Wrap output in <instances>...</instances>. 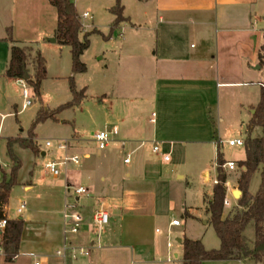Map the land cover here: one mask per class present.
Returning a JSON list of instances; mask_svg holds the SVG:
<instances>
[{
  "label": "crops",
  "instance_id": "0c3cea01",
  "mask_svg": "<svg viewBox=\"0 0 264 264\" xmlns=\"http://www.w3.org/2000/svg\"><path fill=\"white\" fill-rule=\"evenodd\" d=\"M74 2L80 17L85 12L89 13L90 9H101L109 14L110 21L114 23L116 16L110 12L115 5L112 0L92 3L83 13L79 11L77 0ZM22 3L26 5V10L18 20L8 9L4 10L6 16L0 15V135L4 129L3 118L19 113L14 94L18 87L22 93L19 79L6 76L11 47H33L35 51L42 53L46 48L60 49L65 46L59 44L55 37L58 13L49 0H22ZM122 4L126 21L118 25L122 27L120 36L123 38L119 44L118 58L130 64L128 71H132V78L137 77L135 71L142 73L143 81L138 85H135L136 82L129 84L128 93L131 94V86L132 89L140 87L139 92L146 97L144 104H151L153 107L150 126H144L139 120L142 106L133 98L125 99L124 102H128L136 122L126 129L119 124L121 133L117 141L106 150L134 151L130 163L124 162L125 153L116 164L113 157L102 153L101 159H93V150L98 147L92 139L88 143L72 144L68 153L80 155L81 163L73 171H67L60 185L64 184L65 190L68 186L87 188L88 195L80 196L82 205L78 208L83 217V230L71 237L65 233L70 221L64 216L65 208H59L54 202V195L50 193L51 198L46 202L50 208V216L47 218L43 217L41 220L30 215L26 218L22 214L26 206L21 213L17 212L20 215L18 217L24 220V227L19 254L15 259L20 254H25L35 259L42 257L41 264H65L64 259L55 255L56 249L66 242L74 246L91 245L95 238L93 215L98 208L104 207L109 211L110 223L100 238L101 247L92 248L88 263L117 264L119 258L123 257L129 264H139L144 260L153 264L164 253V247L159 241L153 242L146 252L141 248L137 250L129 242L121 251L118 249L121 247L118 241L126 235L142 241L146 233L145 224H153L162 214L175 210L174 200L165 194L171 175L160 169L159 161H171L174 143L206 144L213 148L217 157V141L223 140L219 147L223 155V145L227 144V140H245L247 137L252 108L258 105L261 88L264 86V67L259 63L260 47L264 44V0H122ZM89 17L90 13L86 18ZM87 27H94L99 33L106 35L97 26ZM87 29H82L81 38L90 33ZM35 34L38 38H35ZM40 37L42 40H37ZM250 85L256 86L257 97L248 100L243 95V90ZM103 95L106 96L107 93ZM28 107L24 108L22 105L21 110ZM244 111L249 112V117L243 136L240 131L243 122L240 121ZM235 122L240 126L237 127V135L232 134ZM110 125L111 122L105 123V127ZM262 134L260 126H256L251 133L252 137H261ZM10 137L16 136H9L7 139ZM119 140L127 141L125 149L120 147ZM154 141L161 143L162 151L170 154L169 161L152 151ZM142 143L144 144L141 146ZM241 147L243 157L240 160L224 159L238 164L237 168L226 171L228 204L224 206V218L244 209L239 204L242 196L239 189L242 168L239 162L245 160L246 151L245 146ZM41 154L45 156V151H41ZM134 154L137 156L134 157ZM103 168H107V171ZM214 170V177L209 168L201 170L203 185L209 187V190L203 192L202 205L183 206L187 222L197 220L204 225L211 224L208 199L213 194L217 178L216 164ZM177 178L183 180L185 176L177 174ZM260 184L261 175L257 172L251 179L249 192L255 195ZM33 187L31 182L24 185L26 191ZM238 190L241 193H237ZM234 193L238 194V198ZM109 195L114 196L117 203L113 204ZM66 204L67 201L65 207ZM8 209L9 203L5 210L7 216L14 219L8 215ZM39 212L44 213V210L40 209ZM173 220L175 219L169 221V227H174L171 225ZM181 224L180 221L178 226ZM32 226H36L37 231L32 233ZM154 231L161 232L158 228ZM29 232L33 235L31 240L28 239ZM185 236L188 237L183 234L177 238L179 244L174 253L175 260L170 252L173 243L168 237V263H181L183 245L180 239ZM188 238L203 242L201 238ZM254 240L249 243L251 246ZM29 242H34L38 247V254L25 250ZM220 244L219 239V246L213 247L219 248ZM231 261L263 264L249 257Z\"/></svg>",
  "mask_w": 264,
  "mask_h": 264
},
{
  "label": "rangeland",
  "instance_id": "374dc122",
  "mask_svg": "<svg viewBox=\"0 0 264 264\" xmlns=\"http://www.w3.org/2000/svg\"><path fill=\"white\" fill-rule=\"evenodd\" d=\"M103 1L104 0H77L78 8L81 13L87 11L92 3L100 4ZM112 1L114 4L117 3V0ZM5 9L10 10L12 15L18 20L22 12H25L26 5L22 3V0H0L1 16H6ZM110 12L112 13L111 10ZM89 13L91 14L89 18H83L81 16L83 28H88L87 31L90 32V45L81 56L82 62L87 66V71L77 74L73 73L70 46H61L60 49L54 47L51 49L46 48L41 53L46 60L47 67V77L41 85V99L35 94H32V105L27 109L21 110L24 99L18 87L14 94L19 113H14L13 115L3 118L2 127H4V129L2 135H0V181L3 179L4 172L9 174L13 166V162L7 150V137L21 136L23 138H28L30 133L33 132L34 142L39 148V153L36 155L29 148H23L19 145L14 146V152L21 161V168L17 176L18 184L13 187L9 200L8 215L11 218L20 216L17 213V208L24 201L26 202V209L22 214L26 218L30 215L34 218H40L41 220L44 219L43 217L47 218L50 216L48 212L50 208H48L46 202L51 198V194L54 195V202L59 208L64 209L66 201L67 203L75 201V196H71L67 188L65 190L64 184L60 185V183L62 179H64L67 171H73L78 165L69 164L68 166H62L59 177L51 175L45 166L49 159L63 155V153L55 147L58 140L69 139L71 144L76 142H87L91 140V134L93 132L104 129L106 122L120 124L125 129L132 127L136 120L133 117L128 102H124L125 99L131 98L142 106L139 119L141 123L144 126H150L149 119L153 111L152 105L144 104L146 97L139 92V86H136L134 89H132L131 86V94L128 93V89L130 88L129 84L132 85L136 82L135 85H138L143 81L141 77L142 73L140 71H135L137 77L135 79L132 78V71L130 73L128 71L130 64L127 63L126 60L122 58L119 60L118 58L119 44L121 40H123L120 36L122 27H114L113 23L110 21L109 14L103 12L101 9L96 11L90 9ZM87 25L97 26L98 29L106 35L93 32L95 30L94 27L90 29ZM125 33L127 37V32ZM85 35L82 37L84 38ZM37 36L38 35L35 34V38H38ZM112 36L113 38L111 39ZM40 38L37 40L41 41L42 38ZM37 52L39 51H35L33 47H28L29 58L27 62V71L31 75L30 79H35V60ZM114 52L116 54H114ZM100 57L102 59H100ZM72 76L74 77L78 90L85 88V98L82 102L79 105L67 107L56 112L55 116L57 120L47 118L36 122L37 114L42 108L48 111L56 110L61 105L73 100V94L70 88V77ZM28 86L30 87V91L34 92L31 85L28 84ZM255 87L256 86L250 85L244 88L243 95L248 100L257 97V88ZM133 90L136 93L132 92ZM105 93H107L106 96L103 95ZM213 114L217 118L214 110ZM248 117L249 112L244 111L240 121V123L243 122L240 128L243 136L245 134L244 129L248 122ZM236 124L235 122L234 127H232L234 130L232 134L234 135L238 134L239 129L237 130V127H240ZM47 140L52 141L54 146L51 148L47 147ZM93 147L95 148L96 146ZM223 149V158L226 160H240L243 157V147L241 146L232 147L224 144ZM41 151H45L47 155L42 156ZM100 153L113 157L116 164L117 162L119 163L120 157H122L125 152L123 150L94 149L93 159H101L102 156ZM80 154L82 155V153ZM135 156H137V154H134V157ZM216 158L215 151L209 145L174 143L171 161L167 163L159 161V167L162 171L171 175L170 184H167V193L165 192V194H167L170 199L174 200L176 204L175 210L162 214L153 224H145L146 233L143 235L142 241L132 236L128 237L127 235L121 238V240L118 241L121 247L118 249L123 251L126 243L129 242L128 244L131 243L137 250L141 248L146 252L153 242L159 241L162 247H164V253L159 256L161 260L159 261L157 257L153 264H170L167 262L166 244L168 237H170L173 243L170 252L173 254L174 260L176 258L174 253L178 249L177 245L179 244L177 238L183 234L191 238H201L206 248L209 247V250L217 249V247L213 246H219V238L213 225H204L197 220L187 222L184 219L183 213V206L202 205L203 192L209 190V187L203 185L201 170L206 167L209 168L211 170V176L214 177ZM103 170L106 172L107 168H103ZM177 174H183L185 178L183 180L178 179ZM27 182H31L34 186L30 191L24 189V185ZM65 191L68 193H65ZM110 197L112 199L109 200L113 204L117 203L114 196ZM78 205L79 206L75 208L77 211L78 208H81L82 202L79 201ZM40 209H43L44 213H40ZM51 209H53V207H51ZM171 219L180 220L182 222L181 226L169 227L168 223ZM32 228V233L37 231L36 226H32ZM155 228H158L161 232L155 233ZM81 230H83L82 227ZM245 235L249 243L253 242L255 237L253 223L247 226ZM69 236L71 237L72 235L69 234ZM32 237L33 235L29 232L28 239L31 240L33 239ZM181 239H183V237ZM27 245L25 250H31L38 254L39 250L34 242H29ZM87 259L88 258L82 257L78 264H89ZM41 261L42 257L38 256L37 259H35L25 254H20L18 258L13 261H6V259L0 258V264H33L35 262L41 263ZM146 261L147 260L141 261L139 264H151ZM117 264H129V262L121 257ZM203 264L241 263L227 260L205 261Z\"/></svg>",
  "mask_w": 264,
  "mask_h": 264
},
{
  "label": "trees",
  "instance_id": "16d2710c",
  "mask_svg": "<svg viewBox=\"0 0 264 264\" xmlns=\"http://www.w3.org/2000/svg\"><path fill=\"white\" fill-rule=\"evenodd\" d=\"M49 1L56 7L58 13L55 37L59 44L71 47L73 73L86 72L87 66L82 62L81 56L90 45V33L86 34L83 39L80 37L83 23L74 0ZM111 11L116 16L113 23L114 27L126 21L121 0H117ZM93 32L99 33L97 30ZM28 58V47L13 45L6 76L18 79L23 78L25 69L27 70ZM259 63L264 67V44L260 47ZM46 77V60L40 52H37L35 79H29L27 82L31 85L34 91L33 94L40 99L41 85ZM70 88L73 100L61 105L56 110L48 111L42 108L37 114L36 122L47 118L57 120L56 112L67 107L79 105L85 98V88L78 90L73 76L70 77ZM252 109L254 113L247 125V137L244 145L246 158L239 162L242 168L239 179V189L242 191V196L239 199V204L244 209L236 211L231 216L223 217L227 174L223 167L226 161L219 148L215 163L218 183L214 185L213 194L208 199V211L210 213V223L220 239V247L209 250L206 249L200 239H190L185 236L181 241L183 256L180 264H203L205 261L238 260L248 257L264 264V86L261 88V98L258 105ZM256 126H260L263 130L261 137H252L251 135ZM15 145L29 148L36 155L39 153V148L34 142L33 132L30 133L28 138L16 136L7 139V150L13 166L9 174L4 172L3 179L0 181V220L7 219L6 229L3 232L6 261H13L19 254L20 240L24 227V220L21 217L10 219L5 210L10 200L11 191L18 184L17 176L21 168V161L14 152ZM257 172H260L261 184L256 194L252 195L249 192V186L252 177ZM250 223L254 224L256 233L252 246L245 235L246 228Z\"/></svg>",
  "mask_w": 264,
  "mask_h": 264
},
{
  "label": "built area",
  "instance_id": "2783aa9c",
  "mask_svg": "<svg viewBox=\"0 0 264 264\" xmlns=\"http://www.w3.org/2000/svg\"><path fill=\"white\" fill-rule=\"evenodd\" d=\"M89 15L88 12L83 13L82 17L86 18ZM19 83L22 87V95L24 99L23 107L26 108L32 104V92L30 91V87L28 86V82L23 78L19 79ZM155 114L153 113V117ZM121 129L119 124H112L110 126H106L104 129L98 130L91 134V139L97 144L98 149L106 150L108 149L114 142L117 141V137L120 135ZM120 147L125 149L127 147V141L119 140ZM223 140L217 141V147L219 149ZM226 143L230 146H244L245 140L238 138V139H231L227 140ZM144 143L141 144V146ZM46 146L51 148L54 146V143L50 140L46 141ZM57 150L63 153L56 158L49 159L45 166L48 172L53 175L54 177H59L61 174V167L68 166L69 164L79 165L81 163V157L78 154H69L68 151L70 147H72L71 141L69 139H60L56 142ZM152 151L155 154L162 155L165 161L170 160V154H167L162 151V144L154 141L152 142ZM134 151H125V163H130L132 160V155ZM47 153L45 152V156ZM225 171L233 170L238 167V164L235 161H226L223 165ZM214 183H218V179L216 178ZM67 190L71 193V196H75L74 202H68L65 207L64 216L70 221L69 227L65 229L66 234H77L82 227L83 224V217L82 215L75 210L78 206V202L80 196L88 195V190L86 187L83 186H68ZM77 198V199H76ZM224 204H228V199L225 198ZM26 206V202H22L20 206L17 208V212L21 213ZM110 223V214L108 209L104 207L98 208L94 215H93V233H94V240L92 244L83 247V246H74L70 242H66L62 247L56 249L55 255L60 257L66 261L65 264H77L80 262L82 257L90 258L91 257V250L94 247L100 248V238L105 231L106 227ZM7 219L0 220V258L6 257V252L3 245V232L6 229ZM171 225L178 226L180 225V220L175 219L171 222ZM16 258V257H15ZM35 264H41L40 262H36ZM91 264V263H89Z\"/></svg>",
  "mask_w": 264,
  "mask_h": 264
},
{
  "label": "water",
  "instance_id": "95a60500",
  "mask_svg": "<svg viewBox=\"0 0 264 264\" xmlns=\"http://www.w3.org/2000/svg\"><path fill=\"white\" fill-rule=\"evenodd\" d=\"M53 41H55V39H53ZM24 80L28 81L30 79V74L29 72L25 69V75L23 77ZM253 113H254V110H253ZM237 193H241V191L238 190ZM237 193H234V196L238 198V194ZM182 241V239H180V242Z\"/></svg>",
  "mask_w": 264,
  "mask_h": 264
}]
</instances>
